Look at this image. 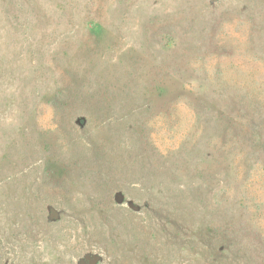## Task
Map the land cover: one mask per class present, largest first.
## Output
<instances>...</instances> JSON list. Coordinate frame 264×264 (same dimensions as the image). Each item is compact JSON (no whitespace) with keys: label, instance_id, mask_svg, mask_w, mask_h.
<instances>
[{"label":"rangeland","instance_id":"rangeland-1","mask_svg":"<svg viewBox=\"0 0 264 264\" xmlns=\"http://www.w3.org/2000/svg\"><path fill=\"white\" fill-rule=\"evenodd\" d=\"M0 264H264V0H0Z\"/></svg>","mask_w":264,"mask_h":264}]
</instances>
